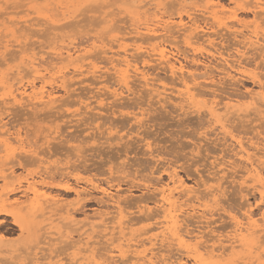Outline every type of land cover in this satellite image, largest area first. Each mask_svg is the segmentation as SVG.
<instances>
[{
    "label": "rangeland",
    "instance_id": "374dc122",
    "mask_svg": "<svg viewBox=\"0 0 264 264\" xmlns=\"http://www.w3.org/2000/svg\"><path fill=\"white\" fill-rule=\"evenodd\" d=\"M2 1L3 0H1V2ZM9 1L10 2L15 1V3L13 2V4L12 3L9 4L10 3ZM13 1L7 0V2H9V3H7L6 1H3L4 4H5V2H6V4H8V5H4L2 3L5 7L6 6L9 7V8L6 7V9H4L5 7L0 3V12L1 11L4 12V10L7 12L12 11L11 13H9V12L8 13L2 12V14L0 13L1 14L0 15V24H1L0 27H2L4 29L3 30L2 28H0L1 29L0 30V32H1L0 38L2 40H5V41L0 40V44L2 45V47L0 46L1 47L0 49H1V51L3 50V44H5L7 40H10L12 38L10 41L12 43H14V41H12L14 38H17L19 41H21L22 36H23V40H22V42H20V44L23 46H20V49H18V44H17V46L15 44L14 46H11L10 48H8V49H13V50H8V49L6 51L4 50L3 51L4 56L0 55V58L4 60V61L0 60V61L4 62L3 63L4 65L1 64V62H0V65H1L0 66V76H1L0 80H3V82L1 81V83H0V85H1L0 86V93H2L0 96L7 97L6 94H4V92H2V91L7 89L8 86H9L8 89H10V87L14 86L12 89L15 88L14 92H16V89L18 87L21 88L20 84H23L22 86L25 85L23 88L27 87V91H29V89H28L29 85L27 84L28 85L27 86L26 82L28 80L33 81V80H35L36 77L32 73L28 76V73H27L26 80L27 79L28 80L26 82L24 80H23V82L19 81L18 78L19 79H25L26 76H23L22 72H24V70H21L22 68L18 69V65H19V62L21 65V60L25 56H30L32 53L35 54V52H38L37 49H39V52L36 53L37 55L36 54L35 55L38 58H41L43 60V61L40 60L41 63L43 62L47 66L48 64H51L53 62L51 64V66L54 65L52 67L53 69H50L51 74H52V72H53V75L56 73L57 68H55V67L58 66V68L59 67L62 68L64 66L63 70L64 71L66 70L65 79L68 82V85H70V83H73V84L67 87V85H66L67 83L65 82L66 84L65 83L64 84L66 85V88L67 89L69 88L68 91H66L67 89L65 87H63V85L60 84V82H58L59 81L58 78H56L57 81H54L52 79L50 80L48 78H51L52 76L48 77V75H50V74H48V75L45 74V75H47L46 76L47 80H49L51 82L53 81L52 83L49 82L50 84L48 83L49 85H47L46 88H47V90L49 89L50 92H53L52 95L53 94L55 95V96H53V97H55V102L53 104H49V105L45 104L47 106H44V104H38V105L33 104V107H32V105L28 104L27 102H24V104H21L22 106L20 104L16 105L14 103H11V99L7 100V98L9 99V97H7V98L3 97L4 101L2 99L0 100V103L2 102L1 103L2 105H0L1 106L0 107V109H1L0 110V114H1L0 115V121L2 120L0 122V125H1V123H4V124H2L3 129H5L7 131L9 129V131H8L9 133L11 131H12V133H14V132L16 133V131H17V132L21 133L20 138L23 137L22 138L23 142H22V140H20L19 142H16V140H14L13 138H10V140L7 141V144H6L7 146L6 145L0 146V156L2 157V159L0 157V170L1 171L5 170V166H3L4 163L8 164L6 166V169L10 168V170L11 169L13 170V173H11V174L8 173L10 170L7 169V171H5V174H7V173L9 174V176L6 178V180H3L0 178V264H32V263H37L36 261L38 259H39L38 262L39 261L41 262V263L39 262L40 264H48L49 262H50L49 264H71V262L74 261L72 259L73 254L77 253L79 255V253H80V255H82V253L83 254L85 253L84 250L80 251L77 248L76 244L77 245H80L81 243L83 244V242L86 241L87 237H91L89 241L90 242L92 241L91 243L89 242V245H90V248L92 249V251L91 252L88 251V253H93L94 255L96 254L98 256V257L96 256L98 259H101L100 257L102 255H104V256H102V259L105 261L104 264H107L108 261L109 262L111 261L110 259H108L109 257L112 258L113 263L119 264L120 259H118V257H111V254L113 252H115V250L112 249V246H116L119 243H122V246H123V244L127 242L126 240H128V241L133 240L134 242H131V243H133L131 245H134V244H136V241L138 240L140 242L137 241L138 242L137 244H140L141 241H143L142 244L144 243L143 245H141L142 247L140 246L139 248H144V247L147 248L150 246V244H148L149 241H147V239L149 240L150 237H152V236L154 237V235L157 232H159L160 229H162V228H160V225L162 224L161 221H164L163 217L161 216L162 212L159 210H156L157 208H155V207L158 206V204L156 205V203L161 204V202H160L161 200L159 198L161 194H159V193H161L162 188H164L166 186L170 187L171 182L168 181L169 179H168V174H167L170 171H172V172L174 171L176 175L178 174L177 177H179V179H182V181H185L184 184L187 187H193V189H195V190H196L195 187H197V190L200 193L203 190L201 194L197 192L198 196L195 195L197 198H195V196H194V198L192 197L189 199L188 196L186 197V195H184V194H180V196H179L177 193H174V196L172 197V199L175 201L174 206H176V207H174L176 210H173V212H175V214L177 215L176 216L177 226H176V229L174 228V231L180 230L179 232L183 233L185 230H187L189 232L192 231V233H194L193 236L194 235H203L202 236L204 238L203 240L201 238H199V240H198V238H194V239L192 238L191 240H189L190 242L188 241L187 243L189 244L190 247H194V246H192L193 244L195 246H197L199 244L200 245H202V244L207 245L208 244L207 249L209 250L212 248V245L214 244L215 246L213 248H215V252H216L218 250V248L220 249V242L217 239L221 236L220 238L223 240V241L221 240L223 242L221 244L226 246L227 241L223 237H225L224 235L229 234V231H231L230 229H232V227L230 228V226H232V222L229 218V215H234L238 218L240 217L239 219H242L243 215L247 214V213L248 214L251 213V216L254 219H256V218L260 219L261 217L264 216V208L259 207L261 202L264 201V196H261V194H260L259 183L251 182L252 180H250V179H247L248 181L246 179H243V178H245V174H246L245 170L247 169L248 164L244 160L241 161V159L239 158V153H240L238 151L239 147L235 143V140H240L242 142L243 146H248V144H250L251 141L252 142L254 141L253 142L254 144L257 143L258 147H261L260 152H258V154H261V152L264 151L263 150L264 146L262 144V142L264 143V140H262V138L264 139V135H263V133H264V130H263L264 121L262 120V118L264 119V117L262 116L263 114H261V113L257 114V111H255L256 109L254 110V107L252 108L251 105H249V103H250L249 101H251V97L248 96L250 94L255 95L257 93L264 94V62H263L264 61V54H263L264 48L262 47V46H264V24H263L264 15H260L258 18V16L256 17L253 14L254 12L252 10L253 5H255L252 3L259 1L260 3L263 2L260 5H264L263 0L262 1L261 0H248V2L246 0H239V1L238 0L237 1L236 0H217L218 3H220L221 6H224V8L226 10L231 9V10H234L235 13H237L236 14L237 19L234 21L229 17L228 12L224 13L221 11H220L221 13L217 12L216 19L211 18L209 12H207V11L213 10L214 8H208L209 10L204 8L206 6L207 0H188V1L185 0L188 4L185 3V1L183 2L182 0H174V2L171 1L173 3H170L169 0L168 1L166 0V2H168L167 3L168 5L166 4V2L164 3L165 0H160L162 3H164L163 5H166L165 6L166 9H169V8L171 9V11L167 10L166 12H164L166 9L164 6H162V3L159 0H137V1L133 0L134 2L132 1V3L130 0V2H129V4H131L130 6L128 4H125L126 2L128 3V0H107V1L105 0L106 2H104V0H103L101 2L104 5L107 2L109 3V4L107 3V5L105 7L102 3L101 4L99 3L100 5L98 4V2H100V1H97V3L94 2V4L92 2V4L90 3L91 4L90 5L85 0V3L87 2L90 6L85 5V7H82V5L84 6V0L83 1L82 0H69V1L68 0H57V1H59L57 3H56V0H50L51 2H53V5L55 8L54 7L52 8L53 5H52V3H50L49 0H21V1L20 0H13ZM54 1H55V3H54ZM135 1L138 2V4L140 6H142V4H143V7H141V9L137 8L136 6H138V7H140V6ZM244 1H246L245 4H244ZM16 2H17V5H16ZM21 2H22V6H18V5H21ZM112 2H113V4H112ZM140 2L141 3L143 2V3L141 4ZM95 3L97 6L95 5ZM122 3H124V4H122ZM134 3H136V6H134L135 5ZM145 3H147L148 5ZM14 4L16 6H14ZM155 4H157V6H159L161 4L160 5L161 7L159 6V8H158L160 10L155 8V11L152 12L151 10H153V5H155ZM57 5H58V7H57ZM92 5L95 7L94 10L92 9L94 7H91ZM98 5H99V7H98ZM232 5L234 6V8ZM150 6L152 7V9ZM174 6H175V8L173 9ZM13 7H15V8H13ZM16 7H18V8H16ZM90 7H91V9H90ZM96 7L99 8V10H98L99 12H97ZM192 7L194 9H192ZM48 8H49V11L48 12L45 11V9L48 10ZM51 8L53 10H56V11H53ZM121 8L124 10H122ZM18 9L19 10L21 9V10H20V12L17 13L18 14V17H17V14L15 12L19 11ZM29 10L34 11V13L32 11H29ZM77 10H79V13H80L79 15H78V13H76L77 15L75 14V12H78ZM90 10H93V11H90ZM110 10H111V12H109V13L106 12V11H110ZM66 11H68L67 12L68 14L66 13ZM115 11H116V13H115ZM120 11H122V12H120ZM145 11H147L149 14ZM13 12L15 13V16H14ZM53 12L54 13L56 12V15ZM57 12L59 13V15H57L58 14ZM69 12H71V13H69ZM167 12L169 15H171L172 12H173V14L175 12V14L174 15L172 14V16H171V18L174 21H177V19L179 20V17H178L179 14L183 15L182 19L184 22H188V20H187L188 18L186 17V13L193 12V14L191 13V15L196 20V22L199 23V25H202L201 27L203 29H205V31H207V34L211 35L213 33L211 35V37H212L211 42L212 43L208 44V43H206L207 41H203L201 38L200 42L198 41L199 44L197 42H192L193 46L192 45H191V47L189 46L190 48H188L183 43L182 38L178 39V36H179L178 34L180 32H177L174 29H171V30L175 31V33L177 32L176 34L173 31H172L173 33L170 31L169 32L170 34H167L168 38L163 36L164 39L167 38L165 44L169 41L166 44V47L168 48L170 55L173 56L174 58L176 57L175 59H177L179 61L181 59L180 62L182 64L185 62L183 65L187 69L191 68L189 70H191L192 72L196 73V75L199 76L194 81V83L195 82L196 83L193 85L197 89L196 88L194 89V87H193L191 92L193 93V91L195 90L194 93L197 91L198 92L200 91V92H202V94L200 92L195 93L196 95L193 93L191 95V99L189 101L190 103L187 106L185 104V106H184L185 108L183 107V109H182V107H180V102H176V101H179L180 99L170 93L171 91L173 93H175L174 90L179 85L176 82L177 79L170 74V72L168 71V69H166V67L164 68V66H162L158 63L154 64L155 61H153V63L148 65V67L146 68V66L142 65L143 60H141V58H143L144 55L140 54L139 59H137L139 57L137 52H135L136 54L134 57L129 56L130 58L133 57L132 60L135 59L134 62L138 61L135 63L138 65L139 68L143 67L144 72H145L146 76H148L149 80L154 79V81L156 83H158L157 86H160V87H158L159 89L162 88L160 84H163L166 87V88H164L166 91H165V95L163 94V96H166L167 98L166 97H158V96L154 97L153 93H149V91H147L148 89L145 88L146 89L145 90L143 88V86H144V83H142L143 81H140V79H138L135 76H133V77L131 76V78L129 77L127 80L128 84L129 85L131 84L132 86L128 85V88L121 87L122 85L118 84L116 78L114 77V75H112L113 69H112V66L110 67V65H111L110 61H108L109 60L108 57H110L111 54L115 53L113 51L119 50L118 45L126 46L130 49L131 45L134 44V41H131V40H134V38L131 37L132 34L130 33L132 31V30L130 31V29H132L133 25L129 26L128 25L129 23H131V24H139L138 22L142 23V22L146 21V19L149 20L150 16H153L155 13L157 14V16L159 18H165L166 16H169L167 14ZM5 13H7V14H5ZM46 13L47 14L49 13L48 15H50V17L52 19H54L57 24L54 23L55 24L54 25L53 23H50V21L48 22V20L43 21L42 19H44V18L42 17V15L46 14ZM106 13H108V14H107V16L105 15V17H104L103 15ZM152 13H154V14H152ZM194 13H196L197 15ZM71 14L74 15L73 19H75V20L72 19L73 21L71 20V18L73 17V15L71 17ZM125 14H127V15H125ZM198 14L203 15V17L199 16ZM3 15H5V16H3ZM34 15L38 17V20L42 18L41 22H39L40 20L38 21L36 17L32 19V17H34ZM69 15H70V18H68V20L70 19L71 22H68L67 25H70V26L73 25L71 27L66 25L67 22H64V25H63V21L67 20V19H64V17H68ZM111 15L112 16L114 15V17H112ZM139 15L140 16L142 15L143 18L140 17ZM13 16L16 18V20H12V22H10L12 25L9 22H5V20L11 21ZM29 16H30V18H29ZM124 16H126V17L129 16L127 18L128 20ZM148 16H149V18H148ZM154 16L155 17H151L152 20H155L158 18L156 15H154ZM4 17L6 19H4ZM102 17H104L106 21H102V20H104ZM198 17H201V18H198ZM218 17H219V20H218ZM26 18H28V19L26 20ZM113 18L114 19L120 18L121 20L118 22L119 19H117L116 24H112V21H114ZM197 18H198V20H197ZM203 18H204V20H203ZM260 18L263 20H261ZM19 20L20 21L23 20V21L19 22V24H18L17 21H19ZM24 20H26L28 23L24 22ZM125 20H127V22H129V23L126 24L127 22ZM98 21L101 23H99ZM133 21H135V22L133 23ZM231 21H233V23ZM32 22L36 23V25H34ZM43 22H45V23L42 24ZM46 22L50 23L51 26L53 24L55 26V27L53 26L54 29H52L49 24L47 25ZM60 22H62L63 27L65 26L66 28L60 29L59 27L60 26L62 27V25L59 24ZM75 22H76V24H75ZM96 22L99 23V26H97ZM71 23H73V24H71ZM113 23H115V21ZM231 23L233 24V27H232ZM25 24H27V26ZM37 24H40V25H37ZM119 24H120V26H119ZM213 24H215V25H213ZM227 24L230 25V26H228V28L231 31L226 29ZM19 25H20L21 29L19 28L20 30L18 31L17 27ZM22 26H25V27H22ZM47 26L48 27L50 26L49 29ZM56 26L58 27V29L56 28ZM115 26L116 27L119 26V27L114 28ZM121 26L123 29L120 28ZM30 27L33 30H35L34 33H31V31L29 30ZM105 27L106 28L109 27V28L107 30H105L106 29ZM14 28H16V29H14ZM24 28H25V31H24ZM112 28H114V29H112ZM127 29H128V31H127ZM11 30H14L13 36L10 33ZM99 30H100V32H99ZM101 30L103 32H101ZM117 30H119L120 32ZM123 30H124V32L121 33V31H123ZM210 30H212V31H210ZM213 30H215V31L213 32ZM235 30L236 31L241 30L243 33H252V34L255 33V36L258 34L257 36L258 37L260 36V37L259 38L257 36L256 37H257V39H259L260 46L262 49L260 48V46L259 47L257 46L256 48L253 47V49L252 48L250 49V47L244 48L240 44L237 45L238 41H236L237 40L236 38H235L236 40L234 39V35L236 32ZM226 31H227V33H224ZM232 31H234V35H233ZM7 32L9 33V35ZM36 33H37V35L39 34L41 37L36 36L35 35ZM222 33H223V35H222ZM216 34H217V36H215ZM200 35H202V34H200ZM218 35H220V36H218ZM103 36H105L106 38L104 39ZM116 36H121L123 39L121 37H119L120 39H119V41H117L115 39ZM98 37H99V39H98ZM100 37H102L103 39ZM126 37H127V39H125ZM179 37H181V36H179ZM202 37L205 39V36H202ZM238 37L240 38V36H237V38ZM93 38H94V40H93ZM112 38H114V39H112ZM172 38H173V40H172ZM32 39L34 42L32 41ZM67 39H68V41H67ZM70 39H73L72 43H70L71 42V41H69ZM97 39L102 40V43H105V45L103 44V47H101L102 44H100L101 42L97 41ZM175 39H178L179 41L176 42ZM105 40H108L110 43L108 41H105ZM28 41L30 42V44ZM93 41L94 42L96 41L97 44H98V42H100L99 43L100 47L98 49H95V53H94V49H92V50L89 49V47L91 46L90 44H92ZM170 41H172L174 44H172V42H170ZM27 42H28V44H27ZM106 42L109 44H107ZM152 42L153 41H151L150 43H152ZM56 43L62 44L61 47L62 46L63 47L72 46L74 48L76 46V49L77 48L80 50L82 48H83L82 50L85 49L86 54H84V56L82 57V61H78L76 64L81 63L84 66L89 67V65H91V64H89V62L93 63V61H94L93 64H95L97 66L98 70H100V73H99V71L96 72L95 77L92 76L90 73H86L85 70L83 71V74H79L76 71L73 72L72 67H73V65H75V63L70 64V62L67 60H64L63 62H59L60 61L59 60L57 62V60H56L57 58L52 53L54 50V47H56V49H57L58 44L56 46ZM111 43H112V45H110ZM261 43H262V45H261ZM67 44H69V45H67ZM24 45H26V46H24ZM64 45H66V46H64ZM144 45H149V43L148 44L145 43ZM48 46H49V48H48ZM80 46L82 48H80ZM72 47H70V49ZM109 47H111V51L107 50L108 52L106 54L101 52L103 49L106 50ZM221 47H222V50H221ZM238 48H240L242 50H239ZM15 49H16V52H15ZM99 49H101V51ZM170 49H171V51H170ZM209 49H210V51H209ZM214 49H217V50L215 51ZM73 50L74 49H72V51ZM97 50H99V51H97ZM218 50H219V52H218ZM238 50L240 53L239 55L242 54L241 57L239 55H237L238 52H235ZM9 51H10V53H9ZM11 51L12 52L14 51L13 53H15V54L11 53ZM43 51H47V52H43ZM232 51H234V52H232ZM5 52H8L10 55L11 54L15 55V57H14L15 60L13 59V57H11L12 60L9 59V61H8L7 58L10 56L8 53L5 54ZM242 52H244V54ZM41 53H43L45 55H43V54L41 55ZM133 53L134 52H132V55H134ZM193 53H195V54H193ZM215 53H216V55H215ZM219 53L223 54L222 56H224V54H226L225 58H227V60L230 62L231 66L234 68V70H232V69L229 70V68L223 64V62L220 60L221 58L219 56ZM231 53L233 56L231 55ZM17 54H18V56L16 57ZM25 54H27V55H25ZM120 54H122V52H120ZM85 55L87 56V58L91 59L92 62H91V60L89 61ZM228 55H230V56H228ZM236 55L239 58H237ZM92 56H94V58ZM53 57L56 59L54 60ZM232 57H234V58H232ZM261 57H263V60L261 59ZM85 58L87 60H85ZM106 58L108 60H106ZM51 59H53V60H51ZM99 59H102L99 61V62H102V64L98 62ZM188 59H189V61H188ZM217 59H218L219 63H217L218 62ZM231 59L233 61H231ZM239 59L241 61V65H240V62H238ZM83 60L86 62V64H89V65H85L83 63L84 62ZM47 61H49V63H47ZM55 61H56V63H55ZM106 61H108V62H106ZM194 61H195V63H194ZM139 62H140V64H139ZM107 63H109V64L107 65ZM215 63H217L219 65H217ZM221 63H222V66L224 65L223 67L221 66ZM204 64H206L207 66H205ZM66 65L68 66V68ZM203 65H204V67H203ZM84 66L82 67L83 69L86 68ZM187 66L188 67L191 66V67L188 68ZM213 66H216V67H213ZM102 67H104V68H102ZM237 67H239V68H237ZM61 68H59L58 70H62ZM109 68H111V69H109ZM154 68L155 69L157 68V70H155ZM159 68H160V70H159ZM209 68H210V70H209ZM14 69L20 70L21 71L20 74H17V70L15 73ZM211 69H213V72ZM238 69H240V71ZM54 70H56V71H54ZM225 70L228 71L230 73V75L232 76L231 78L229 77V79H228L229 82L226 80L228 78V76H225L224 73L223 74L221 73V75L220 74L217 75V73H220L222 71L224 72ZM209 71H211L212 74ZM8 72L11 73L10 76H8L9 75ZM69 72H70V74H69ZM105 72H106V74H105ZM109 72H111V73H109ZM200 72H201L202 76L204 75V73L206 75L202 77L200 75ZM239 72H240V74H239ZM12 73H13V75H12ZM66 73H68V74H66ZM14 74H16V75H14ZM56 74L54 76H56ZM73 74H75L76 76ZM232 74H234L235 76ZM257 74H258V76H257ZM20 75H22V76H20ZM24 75H25V73H24ZM31 75H33V77ZM66 75H68V77ZM106 75L108 76L110 81L108 80ZM14 76H19V77L16 78L17 80H15ZM54 76L52 77L53 79L55 78ZM98 76L99 77L101 76V78L98 79ZM20 77H22V78H20ZM79 77H81V78H79ZM88 77H92V78H90V80H89ZM112 77H113V79H112ZM159 77H161V79H159ZM170 77H172V79ZM205 77H206V79H205ZM207 77H209V78H207ZM82 78H85L88 80L85 81V79L82 80ZM162 78H164V81ZM202 78H204L203 79L204 81H202ZM256 78H257V81H256ZM4 79H6L9 84H11V83L13 84L16 82H18V83H16V85H13V86L7 85V82L5 81L6 82L5 83ZM155 79H157V80H155ZM218 79L220 80V82ZM38 80L39 79L36 78V81L33 82L37 86L40 85L39 84L40 81H38ZM75 80L76 81L78 80V82H76ZM93 80L95 83L92 82ZM104 80H106V81H104ZM170 80L171 81L173 80L174 82L172 81V83H171ZM198 80L200 83L198 82ZM235 80H236V82H235ZM209 81H210V83H209ZM212 81H213V83L215 82L216 86L213 85ZM222 81H224V82H222ZM90 82H92V84ZM261 82H262V84L260 85ZM197 84H200V85H197ZM137 85H138V87L136 89ZM216 87H217V89H215ZM140 88H142V89L140 90ZM198 88L200 90H198ZM221 88H222V90L220 91L219 89H221ZM89 89H91V91ZM96 90H98V93L100 91V93L98 94ZM101 90H104V91L102 92ZM113 90H116L119 94L113 95L111 93V91H113ZM120 90H121V92H120ZM125 90L127 91V93ZM144 90H145V92H144ZM92 91L93 92L95 91L94 93L97 96H95ZM175 91L177 92V90H175ZM209 91H212V93L211 92H210L211 94L207 93ZM70 92H72V93H70ZM128 92H130V93H128ZM204 92H206L207 95ZM6 93H8V92L6 91ZM75 93H77V94L75 95ZM105 93H108L107 94L108 97L106 96ZM168 93L172 96L170 97V95ZM125 94H127V96H125ZM128 94L131 95V96H129V98H128ZM150 95H151V97H149ZM85 96H87V97H85ZM124 96H125V98H124ZM223 96H226V97H223ZM117 97H118V99H116ZM130 97H134V98H130ZM218 97H220V99H218ZM227 97L230 100L233 97L232 100L234 102L237 100L236 101L237 103L236 102L234 103V104H236L235 106L240 108V109L244 108V110H246V111H243V109H242V111L239 112L240 115L237 113V114H234V116H233V114H232V116H233L232 117L231 114L226 116V115H224V112L217 109L213 112V114L210 115L209 111H210V108H212L211 106L213 104H215L216 102H218V103L220 102V104L222 105L224 100H228ZM123 98H124V100H123ZM5 99L7 102H5ZM234 99H236V100H234ZM91 100L93 102H91ZM112 100L115 103L112 102ZM117 100H118V102H117ZM152 100H153V102H152ZM157 100H158V102H157ZM141 101H143V102H141ZM149 101L152 103H149ZM154 101H156V102H154ZM144 102H145V104H144ZM256 102L258 104V101H256ZM10 103H11V106L9 105ZM169 103H170V105H169ZM110 104H111V106H110ZM113 104H115L117 107ZM118 104H119V106H118ZM257 104L254 105V106H256L255 108L258 107L259 104L258 105ZM3 105L6 107H4ZM91 105H92V107H91ZM93 105H94V107H96V105H97V107L93 108ZM100 106H102L103 109ZM104 106L108 109H106ZM3 107H4V109H3ZM38 107H39V110H38ZM82 107H84V108H82ZM24 108H27V109H24ZM185 109H186V112H184ZM260 109H261V107H260ZM29 110H31V111H29ZM180 110H182V111H180ZM137 111H138V113H137ZM243 112H245V114H247V116H245L243 114ZM220 114L222 117H220ZM253 114H254V116H253ZM255 114L260 115L259 117H257V119L259 118V120L256 119ZM241 115H242V117H241ZM130 116H131V118H130ZM261 116H262V118L260 119ZM224 117H226V118L228 117V118L224 119ZM236 117H238V118H236ZM221 118L224 120H222ZM260 122H262L263 124ZM231 123H232V125H231ZM220 128L222 130H220ZM260 130H261V132H260ZM220 131H222L223 134ZM258 131L260 134L258 133ZM257 133L259 134V136L257 135ZM49 135H50V138H49ZM53 136H55L56 138ZM226 137H227V139H226ZM251 138H252V140H251ZM11 139H13V140H11ZM119 139H120V141H119ZM259 139H261V140H259ZM256 140L259 142H257ZM20 142H22L24 144H21ZM247 142H248V144H247ZM21 145L22 146L25 145L24 147H25L26 151L29 150L28 154L24 153V152L22 154ZM198 147H199V149H198ZM236 153L238 155V158H237ZM22 155H24V156H22ZM219 155L222 156L223 159H222V157H219ZM219 158H221V159H219ZM212 159H213V161H212ZM238 160L241 162L239 163ZM1 166H3L4 170H3V168H1ZM8 166H10V167H8ZM228 166H230V167H228ZM238 168H240V169L242 168V169L240 170ZM212 170H213V172H212ZM239 171H240V173H238ZM232 174H234L235 176ZM199 175H200L201 179H200ZM203 175L207 179L208 178L209 179L208 180L205 179V177ZM206 175L210 176L211 178L206 176ZM212 176H214V177H212ZM32 177H33L32 181H35L36 185L38 187L37 191L40 192V193L37 192L38 196L34 195L33 193H30V192H27L28 195H26L27 193L22 194L24 191L23 189L24 188L26 189V185H27L26 181L27 180L31 181ZM26 178H28V179H26ZM198 179H199V181H198ZM224 179L229 181V183L228 182L224 183L225 182ZM203 180L205 183L203 182ZM235 182H237V184ZM243 182H244V184H243ZM243 185H245V186H243ZM66 186H68L70 188L67 190L65 188ZM213 187H215V189ZM12 188H14V189H12ZM211 188H213V190ZM224 188H226V189H224ZM75 189L77 191H80L79 194H78V192L76 193ZM102 189H106L108 191V193L110 192L108 194V196L103 194V192H101ZM217 189H218V191L221 192V194H220V192L217 191ZM245 189H247V191ZM209 190L211 192H209ZM239 190H240V192H238ZM205 191H206V193H205ZM4 193H6V194H4ZM207 193L209 195H207ZM112 194H115V195H112ZM214 194L216 195V197ZM181 195H183V196H181ZM111 197H113V199H115V200H119L118 203H119L120 210L122 212L121 215H122V218L124 219L125 223H123V221H122V223L124 224V226H123L124 228L121 225V232L118 231L119 229H118L117 223H116V227L114 229V234L112 235L113 238L116 237L115 241L113 240L111 244L110 243L107 244V242L106 243L104 242L105 239L101 238L100 233H97V232L101 231L102 226H99V228H98V226L96 224L98 222H100V220H101V218L99 217L100 216L99 213L103 214V213H106L107 211H109L110 214L112 213L113 216L115 215V212H114L115 207L112 204L113 201H112ZM118 197H119V199H118ZM126 198H127V200H126ZM145 198L147 201L145 200ZM128 199L130 201H128ZM142 199H144V200H142ZM192 199H194L195 201ZM207 199L209 200V202L211 200L210 204L207 202L208 201ZM14 200H17L20 203L16 205V203H14ZM48 200H49V202H48ZM190 200H191V202H190ZM35 201L38 202L39 204L36 203ZM34 202H35V205H34ZM50 202H52V203H50ZM53 202L57 203V204H54ZM216 202H218V204ZM144 203H146V204H144ZM182 203H184V204H182ZM246 203H247V205H246ZM36 204H38L40 207L37 205V208L35 210L33 207L36 206ZM214 204H216V207ZM20 205H22L23 209L20 207ZM24 205H25V208H24ZM52 205H53V207H52ZM210 205H212V206H210ZM18 206H19V208H18ZM213 206L216 208L215 211L213 210L214 209ZM50 207H52V208H50ZM219 207H221V208L219 209ZM205 208H207V212H206ZM100 210L102 212L103 211L104 212L102 213ZM180 210H182V211H180ZM226 210H228V211H226ZM17 211L22 215V218H19V219H21V222L25 224L24 231H20L19 223L16 220V218L18 219V216L13 214V213H16ZM183 211L185 213H183ZM194 211H196V212H194ZM209 211H210V213H209ZM147 212L150 213V215L152 216V217L150 216L151 218H149V219H148L149 214H147ZM202 212H204V213H202ZM141 213H144V214H141ZM194 213H197L198 217L196 214L194 215ZM208 213H209V215H207ZM96 214H97L98 218H97ZM145 214H147V216ZM144 216H145V218H144ZM156 216H158V217H156ZM187 216H188V218H187ZM110 217H111L110 215L108 216V218L106 217L107 218L106 221L108 219H111ZM183 217H186L187 220H185V218H183ZM206 217H208V218H206ZM99 218H100V220H99ZM135 218H136V220H134ZM146 218L148 220H146ZM181 218H182V220H180ZM123 219H121V220H123ZM116 220L117 219H115V221ZM201 220L203 221V223L201 222ZM100 223H98V224H100ZM93 224L96 226H94ZM157 224L159 225V227ZM125 225H127V226L125 227ZM201 225H203V227L204 226L205 227L202 228ZM209 225H210V227H208ZM114 226H115V224H114ZM155 226H157V227L155 228ZM182 227H184V228L182 229ZM150 228H154V229L151 230ZM222 228L223 229L226 228V230H222ZM115 231H116V233H115ZM208 231H209V234H207ZM120 233H122L123 237ZM209 235H211V236L213 235V236L211 237ZM217 235H219V236H217ZM208 236L210 237V239H208L209 238ZM117 238H119V239H117ZM121 239L122 240L125 239L126 242L122 241ZM200 239H201V241H200ZM259 239L261 241L262 237ZM202 241H203V243H202ZM108 242H110V241H108ZM198 242H199V244H198ZM261 243H263V244H261ZM261 243L259 242V245L261 244L260 245L261 249H264V248H262V247H264V238L261 241ZM105 244L107 245V247ZM209 244H210V246H209ZM218 244H219V246H218ZM257 245H258V243L255 246L257 247ZM199 246H198V248L200 249L201 247H199ZM216 246L218 247L217 249H216ZM125 247H126V244L123 246V248H125ZM160 247H162L163 249H161ZM176 247H177L176 245L170 246L171 249L169 247H167L168 249H170L168 251V249L166 247L164 249V246L156 245V248H155L156 250H154V251L156 252V254L158 256V259H160V257L167 258V256L169 255V253L171 251L170 255H171V257L172 256L173 257L171 258L168 256L169 260L173 261L174 263L177 262V263H181V264H191L193 262V259H192L191 255L188 254L187 251H184L185 250V249H183L184 247L182 248V251L179 247H177V248ZM261 249L259 248L258 251H261ZM200 250L202 252L204 251L202 248ZM110 251L111 252L113 251V252L111 253ZM160 251H161V253H160ZM219 251H217V252H219ZM34 252L37 253V256L38 255L39 256L37 257ZM88 253L86 252L85 254H88ZM99 253L101 254L100 257H99V255H100ZM167 253H168V255H167ZM54 254H56V255L53 256ZM107 255H109V257ZM36 257H37V260L34 262ZM203 258H204L203 259L204 262L207 261V264H212L211 263L212 259L209 258L207 254H204ZM105 259H108V260L106 261ZM219 260H221L222 263L227 264L226 263L227 262L226 256L222 257V259L219 258ZM224 260H225V262H224ZM239 260H240L241 264H242V262H245L241 259H239ZM239 260H237L238 264H239V262H238ZM208 261H209V263H208ZM109 262H108V264L111 263V262L110 263ZM122 262H121L122 264H130L128 262L126 263V260L122 261ZM73 263H75V262H73ZM160 263H161V261H160ZM77 264H78V262H77Z\"/></svg>",
    "mask_w": 264,
    "mask_h": 264
},
{
    "label": "bare ground",
    "instance_id": "6f19581e",
    "mask_svg": "<svg viewBox=\"0 0 264 264\" xmlns=\"http://www.w3.org/2000/svg\"><path fill=\"white\" fill-rule=\"evenodd\" d=\"M3 1H6L7 2V0H3ZM1 2V0H0V3L2 4H4V2ZM13 1V0H12ZM21 1V0H20ZM50 1V0H49ZM69 1V0H68ZM83 1V0H82ZM89 4L91 3L92 4V2H93V4H94V2H96L97 3V1H100V2H98V4L100 3H102L101 1H103V0H86ZM107 1V0H106ZM105 0H104V2H106ZM132 1L133 0H131V3H132ZM137 1V0H136ZM135 1V2H136ZM160 1V0H159ZM168 1V0H167ZM171 1H173L174 2V0H169V2L170 3H173V2H171ZM183 2L185 1V0H182ZM188 1V0H187ZM237 1V0H236ZM239 1V0H238ZM247 2H248V0H246ZM246 1H244V4H245V2ZM262 1V0H261ZM264 1V0H263ZM6 2H5V4L4 5H8V4H6ZM10 2V1H9ZM9 2H7V3H9ZM14 3H15V1H13ZM13 2H10L9 4H13ZM57 2H59V1H57L56 0V3ZM85 3V0H84V6L82 5V7H85V5L86 6H90L88 3ZM110 2V1H109ZM126 2V1H125ZM129 2H130V0H128V3L126 2L125 4H128L129 6L131 5V4H129ZM134 2V1H133ZM151 2V1H150ZM161 2V1H160ZM166 2V0L164 1V3ZM176 2V1H175ZM253 2V1H252ZM255 2V1H254ZM50 3H52V5H53V2H51L50 1ZM54 3H55V1H54ZM81 3V2H80ZM96 3H95V5H96ZM108 3V2H107ZM107 3L104 5L103 3V5H104V7L107 5ZM111 3V2H110ZM137 4H138V2H136ZM136 3H134L133 5L134 6H136ZM141 3V2H140ZM143 3V2H142ZM141 3V4H142ZM149 3V2H148ZM154 3V2H153ZM162 3V2H161ZM164 3H162V6H166V5H163ZM168 2H166V4H167ZM169 3V4H170ZM185 3H187L186 1H185ZM222 3V2H221ZM236 3V2H235ZM263 3V2H262ZM262 3H260L259 1H257V2H255V3H252V4H255V5H253V8H252V10H253V14L257 17L258 16V18H259V16L260 15H264V5H260V4H262ZM2 4V5H3ZM70 4V3H69ZM68 4V5H69ZM88 4V5H87ZM99 4V5H100ZM109 4V3H108ZM112 4H113V2H112ZM115 4V3H114ZM122 4H124V3H122ZM145 4H147V3H145ZM152 4V3H151ZM188 4V3H187ZM203 4V3H202ZM230 4V3H229ZM251 4V5H252ZM3 5V6H4ZM16 5H17V2H16ZM15 4H14V6H16ZM99 5H98V7H99ZM102 5V6H103ZM132 5V6H133ZM139 5V4H138ZM148 5V4H147ZM150 5V4H149ZM161 5V4H160ZM159 5V6H160ZM168 5V4H167ZM231 5V4H230ZM10 6V5H9ZM18 6H22V2H21V5H18ZM97 6V5H96ZM113 6V5H112ZM111 6V7H112ZM140 6V5H139ZM159 6H157V4H155V5H153V10H151L152 9V7H151V11L152 12H154L155 11V8L156 9H158L159 8ZM233 6V5H232ZM5 7V6H4ZM3 7V8H4ZM6 7H8V6H6ZM6 7L4 8V9H6ZM54 7V5L52 6V8ZM57 7H58V5H57ZM81 7V6H80ZM91 7H94L93 5L91 6ZM91 7H90V9H91ZM98 7H96L97 8V12H99L98 10H99V8ZM137 8H140L141 9V7H143V4H142V6H140V7H138V6H136ZM161 7V6H160ZM184 7V6H183ZM204 7V6H203ZM229 7V6H228ZM252 7V6H251ZM9 8V7H8ZM13 8H15V7H13ZM16 8H18V7H16ZM22 8V7H21ZM51 8V9H52ZM55 8V7H54ZM103 8V7H102ZM148 8V7H147ZM175 8V6L173 7V9ZM191 8V7H190ZM204 8H206V9H208V8H214L213 10H210V11H207V12H209V14H210V16H211V18H213V19H216V14H217V12H224V13H226V12H228V14H229V17L234 21V20H236L237 19V17H236V14L237 13H235V11L234 10H226L225 8H224V6H221L220 5V3H218V1L217 0H207L206 1V6L204 7ZM233 8H234V6H233ZM3 9V10H4ZM80 9V8H79ZM83 9V8H82ZM81 9V10H82ZM89 9V8H88ZM93 10L95 9V7L94 8H92ZM122 9V8H121ZM131 9V8H130ZM145 9V8H144ZM165 9H166V7H165ZM186 9V8H185ZM192 9H194L193 7H192ZM248 9V8H247ZM19 10V9H18ZM21 10V9H20ZM20 10L19 11H16L15 13L17 14L18 12H20ZM53 10V9H52ZM70 10V9H69ZM73 10V9H72ZM80 10V11H81ZM93 10H90V11H93ZM122 10H124V9H122ZM139 10V9H138ZM147 10V9H146ZM158 10H160V9H158ZM157 10V11H158ZM162 10V9H161ZM167 10H169V11H171V9L169 8V9H166L164 12H166ZM187 10V9H186ZM209 10V9H208ZM250 10V9H249ZM23 11V10H22ZM21 11V12H22ZM29 11H32V10H29ZM44 11V10H43ZM45 11H49V8H48V10H46L45 9ZM53 11H56V10H53ZM64 11V10H63ZM75 11V10H74ZM73 11V12H74ZM78 12H75V14L76 13H78V15L80 14L79 13V10H77ZM83 11V10H82ZM101 11V10H100ZM131 11V10H130ZM2 12L3 11H1L0 13L2 14ZM4 12H7V11H5L4 10ZM3 12V13H4ZM9 13H11L12 11H8ZM7 12V13H8ZM24 12V11H23ZM33 13H34V11H32ZM42 12V11H41ZM68 11H66V13H67ZM86 12V11H85ZM102 12V11H101ZM106 12H111V10L110 11H106ZM120 12H122V11H120ZM140 12V11H139ZM145 12H147V11H145ZM194 12V11H193ZM193 12H191L192 14H193ZM206 12V11H205ZM220 12V13H221ZM7 13H5V14H7ZM14 13V12H13ZM15 13H14V16H15ZM36 13V12H35ZM39 13V12H38ZM37 13V14H38ZM54 13V12H53ZM58 13V12H57ZM69 13H71V12H69ZM84 13V12H83ZM108 13H106V14H104L103 16L105 17V15L107 16V14ZM115 13H116V11H115ZM141 13V12H140ZM139 13V14H140ZM148 13V12H147ZM182 13V12H181ZM191 13L190 12H188V13H186V17L188 18L187 20H188V22H184L183 21V19H182V16L183 15H181V14H179L178 15V17H179V20L177 19V21H174L172 18H171V16H172V14H173V12H172V14L171 15H169L168 14V12H167V14L169 15V16H166L165 18H159L158 16H157V14L155 13H152V14H154V15H156L158 18L157 19H155V20H152V18L151 17H155L154 15L153 16H150V18H149V16H148V18H149V20H147L146 19V21H144V22H138L139 24H131V23H129V22H127V18L129 17H126V16H124L127 20H125L127 23L126 24H128L129 26H132L133 25V27H132V29H130V33L132 34V36L131 37H133L134 38V40H131V41H134V44H132L131 45V48L129 49L128 47H126V46H121V45H118L119 46V50L118 51H113V52H115V53H113V54H111L110 55V57H108L109 58V60L106 58V60H108V61H110V67L112 66V69H113V74L112 75H114V77L116 78V80H117V82H118V84H120V85H122L121 87H126V88H128V78L130 77L131 78V76L133 77V76H135V77H137L138 79H140V81H143L142 83H144V86H143V88L145 89H148L147 91H149V93H153L154 94V97H156V96H158V97H166V96H163V94L165 95V89L164 88H166L163 84H160L161 85V89H159L158 87H160V86H157L158 85V83H156L155 81H154V79L152 80H149V78H148V76H146V74H145V72H144V69H143V67L141 68H139L138 67V65L135 63V62H138V61H135L134 62V60H132V58L135 56V52H137L138 53V55H139V57L137 58V59H139L140 58V54L141 55H144L143 56V58H141V60H143L142 62H143V66H146V68L148 67V65H150V64H152L153 63V61H155L154 62V64L155 63H158V64H160V65H162V66H164V68L166 67V69H168V71L170 72V74L173 76V77H175L176 79H177V84L179 85L175 90H177V92L174 90V92L175 93H173L172 91L170 92L172 95H174V96H176V97H178L180 100L179 101H176V102H180V107H182V109H183V107L185 106V104H186V106L190 103L189 101H190V99H191V95L194 93V91H193V93L191 92L192 91V88L194 87L193 85L196 83H194V81L199 77L198 75H196V73H194V72H192L191 70H189V69H191V68H189V67H191V66H187L189 69H187L183 64L185 63H181L180 61H181V59H180V61L179 60H177V59H175L173 56H171L170 55V52H169V50H168V48L166 47V44L169 42L168 40V42L165 44V42H166V39L168 38L167 37V34H170L169 32L171 31H173V30H171V29H174V30H176L177 32H180L178 35L179 36H181V37H179L178 36V39L179 38H182V41H183V43L188 47V48H190L191 47V45L193 44L192 42H197L198 43V41L200 42V39L202 38V40L203 41H207L206 43H212L211 41V35L213 34L212 32V34L210 35H208L207 34V31H205V29H203L201 26L202 25H199V23H197L196 22V20L193 18V16L191 15ZM0 14V15H1ZM40 14V13H39ZM47 14V13H46ZM46 14H43L42 15V17L44 18V19H42L43 21L45 20V21H47L48 20V22L50 21V23H55V24H57L56 23V21L54 20V19H52L51 17H50V15H46ZM55 15H56V12L54 13ZM68 14V13H67ZM82 14V13H81ZM100 14V13H99ZM98 14V15H99ZM149 14V13H148ZM174 14H175V12H174ZM173 14V15H174ZM194 14H196V13H194ZM203 14V13H202ZM207 14V13H206ZM13 15V14H12ZM57 15H59V13L57 14ZM72 15L73 14H71V17H72ZM77 15V14H76ZM115 15V14H114ZM114 15L112 16V17H114ZM125 15H127V14H125ZM197 15V14H196ZM199 15V14H198ZM3 16H5V15H3ZM13 16V18L11 19V21L9 20V21H6L5 20V22H12V20H16V18ZM90 16V15H89ZM102 16V15H101ZM140 16V15H139ZM199 16H202L203 17V15H199ZM17 17H18V14H17ZM37 18V20H38V17L37 16H35L34 15V17H32V19L33 18ZM104 17H102L104 20H102V21H106L105 20V18ZM133 17V16H132ZM140 17H142V15L140 16ZM161 17V16H160ZM164 17V16H163ZM205 17V16H204ZM29 18H30V16H29ZM40 18V17H39ZM54 18V17H53ZM68 18H70V15L68 16V17H64V19H67V20H65V21H63V25H64V22H67L66 23V25L68 24V22H71L70 21V19L68 20ZM74 18V15H73V17L71 18V20ZM94 18V17H93ZM116 18V17H115ZM143 18V17H142ZM198 18H201V17H198ZM198 18H197V20H198ZM262 18V17H261ZM260 18V19H261ZM4 19H6L5 17H4ZM28 18H26V20H27ZM41 19H39L38 21L39 22H41ZM62 19V18H61ZM117 19H119L118 20V22L121 20L120 18H117ZM117 19H114L113 18V20L115 21V23H113L114 21H112V24H116V20ZM123 19V18H122ZM151 19V20H150ZM207 19V18H206ZM224 19V18H223ZM230 19V20H231ZM257 19V18H256ZM26 20H24V22H27ZM36 20V21H37ZM73 20H75V19H73ZM72 20V21H73ZM99 20V19H98ZM100 20V21H101ZM110 20V19H109ZM108 20V21H109ZM141 20V19H140ZM203 20H204V18H203ZM218 20H219V17H218ZM225 20V19H224ZM261 20H263V19H261ZM21 21H23V20H21ZM20 20L19 21H17L18 22V24H19V22H21ZM31 21V20H30ZM37 21V22H38ZM77 21V20H76ZM97 21V20H96ZM101 21V22H102ZM124 21V22H125ZM206 21V20H205ZM208 21V20H207ZM222 21V20H221ZM233 21H231L232 23H233ZM238 21V20H237ZM16 22V23H17ZM78 22V21H77ZM99 22V21H98ZM101 22H99V23H101ZM132 22V21H131ZM135 21H133V23H134ZM204 22V21H203ZM216 22V21H215ZM225 22V21H224ZM28 23V22H27ZM34 25H36V23H34V22H32ZM31 23V24H32ZM45 22H43L42 24H44ZM47 23V22H46ZM50 23H47V25L49 24L50 25ZM97 23V22H96ZM99 23H97V26H99ZM141 23V24H140ZM213 23V22H212ZM226 23V22H225ZM231 23V24H232ZM11 24V23H10ZM32 24V25H33ZM41 24V23H40ZM40 24H37V25H40ZM41 24V25H42ZM52 24V26H51V28L52 29H54V25ZM60 25H62V22H60L59 23ZM71 24H73V23H71ZM75 24H76V22H75ZM111 24V25H112ZM118 24V23H117ZM131 24V25H130ZM202 24V23H201ZM204 24V23H203ZM224 24V23H223ZM263 24H264V22H263ZM1 25V24H0ZM12 25V24H11ZM21 25V24H20ZM20 25L17 27L18 29V31L21 29V27H20ZM23 25V24H22ZM26 26H27V24H25ZM46 25V24H45ZM63 25H62V27L60 26L59 28L61 29V28H66L65 26L63 27ZM127 25V26H128ZM213 25H215V24H213ZM225 25V24H224ZM236 25V24H235ZM241 25V24H240ZM248 25V24H247ZM262 25V24H261ZM44 26V25H43ZM49 26V27H50ZM54 26V27H53ZM67 26H70V25H67ZM71 26H73V25H71ZM70 26V27H71ZM113 26V25H112ZM119 26H120V24H119ZM119 26H115L114 28H118ZM126 26V25H125ZM204 26V25H203ZM207 26V25H206ZM217 26V25H216ZM228 26H230L229 24H227V28L226 29H228L229 30V28H228ZM9 27V26H8ZM22 27H25V26H22ZM48 27V26H47ZM46 27V28H47ZM49 27H48V29H49ZM223 27V26H222ZM232 27H233V24H232ZM0 28H2V27H0ZM20 28V29H19ZM56 28L58 29V27L56 26ZM106 28V27H105ZM109 28V27H108ZM108 28H106L105 30H107ZM114 28H112V29H114ZM120 28H122V26L120 27ZM128 28V27H127ZM215 28V27H214ZM219 28V27H218ZM3 29V28H2ZM8 29V28H7ZM14 29H16V28H14ZM28 29V28H27ZM32 28L30 27V31H31V33H34V31L35 30H31ZM42 29V28H41ZM51 29V30H52ZM69 29V28H68ZM123 29V28H122ZM210 29V28H209ZM225 29V30H226ZM234 29V28H233ZM1 30V29H0ZM4 30V29H3ZM2 30V31H3ZM28 30V31H29ZM217 30V29H216ZM24 31H25V28H24ZM56 31V30H55ZM117 31H119V30H117ZM126 31V30H125ZM127 31H128V29H127ZM210 31H212V30H210ZM209 31V32H210ZM215 30H213V32H214ZM229 31H231V30H229ZM228 31V32H229ZM236 31V30H235ZM37 32V31H36ZM51 32V31H50ZM99 32H100V30H99ZM101 32H103L102 30H101ZM106 32V31H105ZM120 32V31H119ZM122 32H124V30L123 31H121V33ZM174 33H175V31H173ZM172 32V33H173ZM176 32V33H177ZM218 32V31H217ZM216 32V33H217ZM8 33V32H7ZM11 35L13 36L14 35V30H11ZM30 33V32H29ZM28 33V34H29ZM128 33V32H127ZM175 33V34H176ZM224 33H227V31L226 32H224ZM232 33H233V35H234V31H232ZM0 34H1V32H0ZM58 34V33H57ZM200 34H202V35H200ZM5 35V34H4ZM7 35V34H6ZM8 35H9V33H8ZM36 36H39V37H41L39 34L37 35V33L35 34ZM44 35V34H43ZM166 35V36H165ZM200 35V36H199ZM222 35H223V33H222ZM258 35V34H257ZM256 35V36H257ZM30 36V35H29ZM99 36V35H98ZM106 36V35H105ZM105 36H103V38L105 39L106 37ZM122 36V35H121ZM121 36H116V40L117 41H119V37H121ZM163 36L164 37H167L166 39H164L163 38ZM171 36V35H170ZM174 36V35H173ZM176 36V35H175ZM202 36H205V39L202 37ZM215 36H217V34L215 35ZM218 36H220V35H218ZM237 36H240V38L238 37L237 38ZM255 36V33H243L241 30L240 31H236L235 32V35H234V39L236 40V41H238V43H237V45H242L244 48L245 47H250V49L252 48L253 49V47H259L260 46V41H259V39H257V37ZM16 37V36H15ZM45 37V36H44ZM118 37V38H117ZM223 37V36H222ZM260 37V36H259ZM258 37V38H259ZM22 39H21V41H19L17 38H14L12 41H14V43H12L10 40L12 39H10V40H7L6 41V43L5 44H3V50L1 51V49H0V55H2V56H4V53H3V51L5 50H7L8 48H10L11 46H14L15 44H16V46H17V44H18V49H20V46H23V45H21L20 44V42H22V40H23V36L21 37ZM58 38V37H57ZM68 38V37H67ZM96 38V37H95ZM100 38H102V37H100ZM102 38V39H103ZM122 38V37H121ZM215 38V37H214ZM45 39V38H44ZM98 39H99V37H98ZM97 39V41H100V42H98V44L96 43V41L94 42L93 41V43L92 44H90L91 46L89 47V49H94V53H95V49H98L99 47H100V44H102V46L101 47H103V44L105 45V43H102V40H98ZM112 39H114V38H112ZM123 39V38H122ZM125 39H127V37L125 38ZM178 39H175L176 40V42L177 41H179ZM0 40L1 41H5V40H2L1 38H0ZM60 40V39H59ZM93 40H94V38H93ZM96 40V39H95ZM164 40V41H163ZM172 40H173V38H172ZM234 40V41H235ZM30 41V40H29ZM28 41V42H29ZM32 41H33V39H32ZM36 41V40H35ZM67 41H68V39H67ZM69 41H71L70 43H72V41H73V39H70ZM105 41H108V40H105ZM151 41H153L152 43H150ZM28 42H27V44H28ZM31 42V41H30ZM30 42H29V44H30ZM34 42V41H33ZM32 42V43H33ZM109 42V41H108ZM170 42H172V41H170ZM216 42V41H215ZM41 43V42H40ZM51 43V42H50ZM49 43V44H50ZM100 43V44H99ZM107 43V42H106ZM110 43V42H109ZM109 43H107V44H109ZM113 43V42H112ZM112 43L110 44V45H112ZM116 43V42H115ZM114 43V44H115ZM145 43H149V45H144ZM219 43V42H218ZM263 43V42H262ZM262 43H261V45H262ZM23 44V43H22ZM26 44V43H25ZM57 44L58 43H56V46H57ZM120 44V43H119ZM172 44H174L173 42H172ZM199 44V43H198ZM222 44V43H221ZM235 44V43H234ZM61 45L62 44H58V46H57V49H56V47H54V50H53V54L55 55V57L57 58H54L53 57V59L55 60H57V62L59 61V62H63L64 60H67V61H69L70 62V64H74L75 63V65H73V67H72V69H73V72H78L79 74H83V71L85 70L86 71V73H90L92 76H94L95 77V74H96V72H98L99 71V73H100V70H98V68H97V66L95 65V64H93L94 63V61H93V63H90L89 62V64H91V65H89V64H86V62L84 61L83 63L85 64V65H89V67H86V66H84L83 64H81V63H79V64H76L78 61H82V57L84 56V54H86L85 52H86V50L84 49V50H82L83 48L80 46V48H82L81 50L80 49H76V46L73 48L72 46H67V47H61ZM67 45H69V44H67ZM76 45V44H75ZM79 45V44H78ZM176 45V44H175ZM0 46L2 47V45L0 44ZM24 46H26V45H24ZM64 46H66V45H64ZM115 46V45H114ZM172 46V45H171ZM190 46V47H189ZM193 46V45H192ZM206 46V45H205ZM220 46V45H219ZM233 46V45H232ZM0 47V48H1ZM51 47V46H50ZM59 47V48H58ZM70 47H72L71 49H70ZM173 47V46H172ZM210 47V46H209ZM224 47V46H223ZM263 48H264V46H262ZM38 48V47H37ZM48 48H49V46H48ZM87 48V47H86ZM214 48V47H213ZM212 48V49H213ZM227 48V47H226ZM237 48V47H236ZM246 48V49H247ZM260 48H261V46H260ZM17 49V50H18ZM51 49V48H50ZM72 49H74L73 51H72ZM176 49V48H175ZM197 49V48H196ZM199 49V48H198ZM202 49V48H201ZM228 49V48H227ZM239 50H242V49H240V48H238ZM258 49V48H257ZM262 49V48H261ZM8 50H13V49H8ZM38 50V52H39V49H37ZM100 51H101V49H99ZM99 50H97V51H99ZM107 50H110L111 51V47H109V48H107L106 50H102L101 52L102 53H104V54H106L108 51ZM131 50V51H130ZM200 50V49H199ZM215 51L217 50V49H214ZM213 50V51H214ZM221 50H222V47H221ZM237 50V49H236ZM239 50L238 51H235V52H238V54L237 55H239L240 53H239ZM245 50V49H244ZM34 51V50H33ZM41 51V50H40ZM170 51H171V49H170ZM174 51V50H173ZM209 51H210V49H209ZM248 51V50H247ZM246 51V52H247ZM14 52V51H13ZM12 51H11V53H13ZM15 52H16V49H15ZM28 52V51H27ZM31 52V51H30ZM38 52H35V54L36 53H38ZM43 52H47V51H43ZM49 52V51H48ZM90 52V51H89ZM120 52H122V54H120ZM132 52H134L133 54L134 55H132ZM191 52V51H190ZM196 52V51H195ZM212 52V51H211ZM210 52V53H211ZM218 52H219V50H218ZM223 52V51H222ZM229 52V51H228ZM232 52H234V51H232ZM241 52V51H240ZM6 53H8V52H5V54ZM9 53H10V51H9ZM8 53V54H9ZM226 53V52H225ZM243 54H244V52H242ZM260 53V52H259ZM13 54H15V53H13ZM35 54H31L30 56H25L24 58H22V60H21V65H20V62H19V65H18V69H21V70H24V72H22L23 73V76H26L25 77V79H19L18 77L19 76H14L15 77V80H17L16 78H18V80L19 81H22L23 82V80L26 82L27 80H26V78H27V73H28V76L32 73L37 79H39L38 81H40V85L39 86H37V85H35L33 82L34 81H36V78H35V80H33V81H30V80H28L27 82H26V85L29 87L28 89H29V91H27V87H25V88H23L24 86H22L23 84H20L21 85V88H17L16 89V92H14L15 90V88L14 89H12L14 86L13 85H16V83H18V82H16V83H11V84H9L8 82H7V80L6 79H4V82L6 81L7 82V85H11V86H13V87H10V89H8L9 88V86H8V90L7 89H5L8 93H6V91L4 90V91H2V92H4V94H6V96L7 97H9V99L7 98V97H4V96H0V100L2 99L3 101H4V99H3V97L4 98H7V100H10L11 99V103H14V104H24V102H27L28 104H31L32 105V107H33V104H44V106H47V105H45V104H53L54 102H55V97H53V96H55L54 94L52 95V93L53 92H50L49 91V89L47 90V85H49L50 83H52L51 81H49V80H47L46 79V76L48 75V74H50V75H48V77L50 76H54L56 73V76H54L55 78L53 79L52 77L51 78H48V79H52V80H54V81H57V79L56 78H58V82H60V84H62L63 85V87H65L66 88V85H67V87L68 86H70V85H72L73 83H70V85H68V82L66 81V79H65V72H66V70L64 71L63 70V68H64V66L61 68V67H59V68H61L62 70H58L59 68H58V66L57 67H55V68H57V71L56 70H54V71H56V73L53 75V72H52V74L50 73V69H53L52 67L54 66H51V64L53 63H51V64H48L47 66L44 64H42L41 63V61H43L41 58H38ZM43 53H41V55H42ZM47 54V53H46ZM172 54V53H171ZM174 54V53H173ZM193 54H195V53H193ZM213 54V53H212ZM264 54V53H263ZM12 55V54H11ZM10 54H9V56L10 57H6L7 58V60L9 61V59L10 60H12V58L11 57H13V59H14V57H15V55H12L11 56ZM25 55H27V54H25ZM43 55H45V54H43ZM99 55V54H98ZM109 55V54H108ZM137 55V56H138ZM176 55V54H175ZM210 55V54H209ZM215 55H216V53H215ZM223 54H220L219 53V56H220V60L223 62V64L225 65V66H227L228 68H229V70L230 69H232V70H234V68L231 66V64H230V62L227 60V58H225V55L226 54H224V56H222ZM231 55H232V53H231ZM236 55V56H237ZM242 55V54H241ZM241 55H239L240 57H241ZM259 55V54H258ZM18 56V54L16 55V57ZM86 56V55H85ZM129 56H133L132 58H130ZM228 56H230V55H228ZM233 56V55H232ZM41 57V56H40ZM89 57V56H88ZM93 58H94V56H92ZM100 57V56H99ZM98 57V58H99ZM213 57V56H212ZM218 57V56H217ZM216 57V58H217ZM260 57V56H259ZM86 58H87V56H86ZM85 58V60H91V59H89V58H87L86 59ZM91 58V57H90ZM101 58V57H100ZM104 58V57H103ZM178 58V57H177ZM229 58V57H228ZM232 58H234V57H232ZM237 58H239L238 56H237ZM53 59H51V60H53ZM84 59V58H83ZM105 59V58H104ZM184 59V58H183ZM261 59L263 60V57H261ZM0 60H3V59H1L0 58ZM15 60V59H14ZM41 60V61H40ZM97 60V59H96ZM100 60H102V59H99L98 60V62L100 61ZM237 60V59H236ZM235 60V61H236ZM4 61V60H3ZM45 61V60H44ZM104 61V60H103ZM108 61H106V62H108ZM188 61H189V59H188ZM217 61H218V59H217ZM231 61H233L232 59H231ZM1 62V64H3L4 62H2V61H0ZM91 62H92V60H91ZM238 62H240V65H241V61H240V59H239V61ZM264 62V61H263ZM47 63H49V61H47ZM55 63H56V61H55ZM99 63H101L102 64V62H99ZM194 63H195V61H194ZM217 63H219V61L217 62ZM217 63H215V64H217ZM15 64V63H14ZM69 64V63H68ZM109 63H107V65H108ZM139 64H140V62H139ZM187 64V63H186ZM189 64V63H188ZM4 65V64H3ZM16 65V66H17ZM106 65V64H105ZM104 65V66H105ZM192 65V64H191ZM195 65V64H194ZM205 66H207L206 64H204ZM204 65H203V67H204ZM217 65H219V64H217ZM223 65V66H224ZM1 66V65H0ZM7 66V65H6ZM67 66V65H66ZM86 67V68H82V67ZM202 66V65H201ZM212 66V65H211ZM221 66H222V63H221ZM222 66V67H223ZM234 66V65H233ZM237 66V65H236ZM100 67V66H99ZM109 67V66H108ZM196 67V66H195ZM210 67V66H209ZM213 67H216V66H213ZM212 67V68H213ZM226 67V68H227ZM243 67V66H242ZM67 68H68V66H67ZM71 68V67H70ZM102 68H104V67H102ZM237 68H239V67H237ZM108 69V68H107ZM109 69H111V68H109ZM155 69V68H154ZM219 69V68H218ZM242 69V68H241ZM13 70V69H12ZM15 70V69H14ZM17 70V69H16ZM16 70H15V73H16ZM155 70H157V68L155 69ZM159 70H160V68H159ZM209 70H210V68H209ZM212 70V72H213V69H211ZM223 70V69H222ZM239 71H240V69H238ZM26 71V72H25ZM105 71V70H104ZM217 71V70H216ZM12 72V71H11ZM20 70H17V74H20ZM108 72V71H107ZM209 72H211V71H209ZM212 72H211V74H212ZM219 72V71H218ZM234 72V71H233ZM238 72V71H237ZM9 73V75L8 76H10V72H8ZM14 73V72H13ZM13 73H12V75H13ZM24 73H25V75H24ZM109 73H111V72H109ZM150 73V72H149ZM167 73V72H166ZM165 73V74H166ZM207 73V72H206ZM221 73L223 74H225V76H228V78L226 79L227 81H228V79H229V77L231 78L232 76L230 75V73L228 72V71H222V72H220V73H217V75H221ZM235 73V72H234ZM2 74V73H1ZM45 74H47V75H45ZM66 74H68V73H66ZM69 74H70V72H69ZM105 74H106V72H105ZM148 74V73H147ZM199 74V73H198ZM203 74V73H202ZM214 74V73H213ZM239 74H240V72H239ZM242 74V73H241ZM7 75V74H6ZM14 75H16V74H14ZM33 75H31L32 77H33ZM72 75V74H71ZM73 75H75V74H73ZM111 75V74H110ZM156 75V74H155ZM200 75H201V72H200ZM206 74L204 73V75L203 76H205ZM209 75V74H208ZM232 75H234V74H232ZM261 75V74H260ZM259 75V76H260ZM5 76V75H4ZM7 76V77H8ZM20 76H22V75H20ZM67 77H68V75H66ZM70 76V75H69ZM76 76V75H75ZM79 76V75H78ZM87 76V75H86ZM89 76V75H88ZM107 76V75H106ZM151 76V75H150ZM157 76V75H156ZM169 76V75H168ZM202 76V75H201ZM202 76V77H203ZM223 76V75H222ZM221 76V77H222ZM235 76V75H234ZM257 76H258V74H257ZM1 77V76H0ZM13 77V76H12ZM103 77V76H102ZM110 77V76H109ZM154 77V76H153ZM163 77V76H162ZM217 77V76H216ZM263 77V76H262ZM261 77V78H262ZM20 78H22V77H20ZM79 78H81V77H79ZM87 78V77H86ZM90 78H92V77H88V79L90 80ZM101 78V76L99 77L98 76V79H100ZM107 78H108V76H107ZM158 78V77H157ZM171 79H172V77H170ZM207 78H209V77H207ZM218 78V77H217ZM216 78V79H217ZM238 78V77H237ZM30 79V78H29ZM56 79V80H55ZM71 79V78H70ZM83 79H85V78H82V80ZM88 79H85V81L86 80H88ZM104 79V78H103ZM112 79H113V77H112ZM159 79H161V77H159ZM158 79V80H159ZM163 79V81H164V78H162ZM201 79V78H200ZM204 78H202V81H204L203 80ZM205 79H206V77H205ZM254 79V78H253ZM10 80V79H9ZM68 80V79H67ZM80 80V79H79ZM92 80V79H91ZM108 80L110 81V79L108 78ZM107 80V81H108ZM155 80H157V79H155ZM219 80V79H218ZM1 81L3 82V80H0V83H1ZM70 81V80H69ZM76 81V80H75ZM81 81V80H80ZM104 81H106V80H104ZM136 81V80H135ZM171 81V80H170ZM173 81V80H172ZM172 81H171V83H172ZM231 81V80H230ZM234 81V80H233ZM256 81H257V78H256ZM5 82V83H6ZM15 82V81H14ZM50 82V83H49ZM67 84H66V83ZM76 82H78V80L76 81ZM75 82V83H76ZM82 82V81H81ZM80 82V83H81ZM93 83H95L94 82V80L92 81ZM92 82H90L91 84H92ZM101 82V81H100ZM132 82V81H131ZM134 82V81H133ZM139 82V81H138ZM174 82V81H173ZM198 82H199V80H198ZM219 82H220V80H219ZM222 82H224V81H222ZM229 82V81H228ZM235 82H236V80H235ZM260 82V81H259ZM49 83V84H48ZM66 85H65V84ZM99 83V82H98ZM97 83V84H98ZM200 83V82H199ZM209 83H210V81H209ZM212 83H213V81H212ZM256 83V82H255ZM78 84V83H77ZM89 84V83H88ZM103 84V83H102ZM175 84V83H174ZM203 84V83H202ZM220 84V83H219ZM223 84V83H222ZM262 84V82L260 83V85ZM59 85V84H58ZM115 85V84H114ZM197 85H200V84H197ZM211 85V84H210ZM213 85H215L216 86V84H215V82L213 83ZM1 86V85H0ZM105 86V85H104ZM118 86V85H117ZM129 86H132L131 84L129 85ZM259 86V85H258ZM263 86V85H262ZM5 87V86H4ZM16 87V86H15ZM51 87V86H50ZM95 87V86H94ZM109 87V86H108ZM114 87V86H113ZM112 87V88H113ZM137 87H138V85L136 86V89H137ZM199 87V86H198ZM210 87V86H209ZM220 87V86H219ZM223 87V86H222ZM6 88V87H5ZM93 88V87H92ZM135 88V87H134ZM168 88V87H167ZM171 88V87H170ZM196 87H194V89H195ZM263 88V87H262ZM67 89V88H66ZM69 89V88H68ZM68 89L66 90V91H68ZM77 89V88H76ZM142 88H140V90H141ZM145 89V90H146ZM197 89V88H196ZM212 89V88H211ZM215 89H217V87L215 88ZM214 89V90H215ZM51 90V89H50ZM90 91H91V89H89ZM124 90V89H123ZM122 90V91H123ZM145 90H144V92H145ZM171 90V89H170ZM198 90H200L199 88H198ZM220 91L222 90V88L221 89H219ZM65 91V92H66ZM70 91V90H69ZM72 91V90H71ZM97 91V93H98V90H96ZM102 92L104 91V90H101ZM107 91V90H106ZM126 91V90H125ZM217 91V90H216ZM93 92V91H92ZM95 92V91H94ZM93 92V93H94ZM120 92H121V90H120ZM198 92V91H197ZM197 92H195V93H197ZM200 92V91H199ZM198 92V93H199ZM212 93V91H209V92H207V93ZM55 93V92H54ZM68 93V92H67ZM70 93H72V92H70ZM96 93V94H97ZM99 93H100V91H99ZM98 93V94H99ZM111 93L113 94V95H118L119 93L116 91V90H113V91H111ZM125 93V92H124ZM126 93H127V91H126ZM128 93H130V92H128ZM148 93V92H147ZM194 93V94H195ZM201 94H202V92H200ZM204 93H206V92H204ZM207 93H206V95H207ZM210 93V94H211ZM217 93V92H216ZM253 93V92H252ZM256 93V92H255ZM2 93H0V95H1ZM77 93H75V95H76ZM103 94V93H102ZM106 94V96H107V94L108 93H105ZM169 94V93H168ZM209 94V95H210ZM221 94V93H220ZM79 95V94H78ZM94 95H95V93H94ZM140 95V94H139ZM162 95V96H161ZM170 95V94H169ZM172 95H170V97L172 96ZM196 95V94H195ZM199 95V94H198ZM208 95V96H209ZM228 95V94H227ZM245 95V94H244ZM81 96V95H80ZM93 96V95H92ZM95 96H97V95H95ZM94 96V97H95ZM104 96V95H103ZM105 96V97H106ZM111 96V95H110ZM109 96V97H110ZM123 96V95H122ZM125 96H127V94H125ZM125 96H124V98H125ZM129 96H131V95H129L128 94V98H129ZM217 96V95H216ZM215 96V97H216ZM230 96V95H229ZM234 96V95H233ZM249 97H251V101H249L250 103H249V105H251V107L253 108L254 107V110L255 111H257V114L258 113H261V114H263L262 116L264 117V94H261V93H257V94H250V95H248ZM85 97H87V96H85ZM108 97V96H107ZM106 97V98H107ZM135 97V96H134ZM134 97H130V98H134ZM149 97H151V95L149 96ZM169 97V98H170ZM175 97V98H176ZM198 97V96H197ZM205 97V96H204ZM223 97H226V96H223ZM96 98V97H95ZM104 98V97H103ZM124 98H123V100H124ZM143 98V97H142ZM167 98V97H166ZM222 98V97H221ZM114 99V98H113ZM116 99H118V97L116 98ZM158 99V98H157ZM218 99H220V97H218ZM224 99V98H223ZM227 99L228 100H224L223 101V103H222V105L220 104V102L218 103V102H216L215 104H213L211 107L212 108H210V111H209V114L211 115V114H213V112L215 111V110H217V109H219V110H221L222 112H224V115H230L231 114V116H232V114H233V116H234V114H239V112L240 111H242V109H243V111H246V110H244V108H242V109H240V108H238V107H236L235 105L236 104H234L237 100L236 99H234V100H236L235 102L232 100L233 99V97H232V99L230 100L228 97H227ZM58 100V99H57ZM103 100V99H102ZM111 100V99H110ZM144 100V99H143ZM155 100V99H154ZM163 100V99H162ZM165 100V99H164ZM175 100V99H174ZM247 100V99H246ZM105 101V100H104ZM145 101V100H144ZM193 101V100H192ZM256 101H258V104H257V102ZM5 102H7L6 101V99H5ZM10 102V101H9ZM91 102H93L92 100H91ZM106 102V101H105ZM112 102H114L113 100H112ZM117 102H118V100H117ZM141 102H143V101H141ZM152 102H153V100H152ZM152 102H150L149 101V103H152ZM154 102H156V101H154ZM157 102H158V100H157ZM163 102V101H162ZM222 102V101H221ZM2 103V102H1ZM0 103V105H2ZM11 103L9 104L10 106H11ZM86 103V102H85ZM115 103V102H114ZM148 103V104H149ZM237 103V102H236ZM258 105V107L257 108H255L256 106H254V105H256V104ZM89 104V103H88ZM103 104V103H102ZM112 104V103H111ZM111 104H110V106H111ZM144 104H145V102H144ZM159 104V103H158ZM5 105V104H4ZM3 105V106H4ZM27 105V104H26ZM25 105V106H26ZM113 105H115V104H113ZM112 105V106H113ZM154 105V104H153ZM169 105H170V103H169ZM240 105V104H239ZM15 106V105H14ZM22 106V105H21ZM52 106V105H51ZM54 106V105H53ZM83 106V105H82ZM116 106V105H115ZM118 106H119V104H118ZM164 106V105H163ZM1 107V106H0ZM4 107H6V106H4ZM4 107H3V109H4ZM91 107H92V105H91ZM96 107H97V105H96ZM96 107H94V105H93V108H96ZM101 108H102V106H100ZM105 107V106H104ZM117 107V106H116ZM115 107V108H116ZM121 107V106H120ZM150 107V106H149ZM250 107V108H251ZM260 107H261V109H260ZM82 108H84V107H82ZM99 108V107H98ZM97 108V109H98ZM106 108V107H105ZM185 108V107H184ZM196 108V107H195ZM248 108V107H247ZM259 108V109H258ZM11 109V108H10ZM24 109H27V108H24ZM92 109V108H91ZM103 109V108H102ZM106 109H108V108H106ZM111 109V108H110ZM145 109V108H144ZM177 109V108H176ZM190 109V108H189ZM1 110V109H0ZM12 110V109H11ZM38 110H39V107H38ZM43 110V109H42ZM179 110V109H178ZM192 110V109H191ZM249 110V109H248ZM252 110V109H251ZM29 111H31V110H29ZM44 111V110H43ZM180 111H182V110H180ZM195 111V110H194ZM250 111V110H249ZM253 111V110H252ZM251 111V112H252ZM184 112H186V109H185V111ZM248 112V111H247ZM136 113V112H135ZM137 113H138V111H137ZM190 113V112H189ZM242 114V113H241ZM243 114L245 115V116H247V114H245V112H243ZM252 114V113H251ZM257 114H255L256 115V119H257V117H259L260 115H257ZM1 115V114H0ZM141 115V114H140ZM206 115V114H205ZM240 115V114H239ZM249 115V114H248ZM232 116V117H233ZM253 116H254V114H253ZM262 116L260 117V119L262 118ZM2 117V116H1ZM220 117H222L221 116V114H220ZM230 117V116H229ZM241 117H242V115H241ZM240 117V118H241ZM130 118H131V116H130ZM228 118V117H227ZM226 117H224V119H227ZM235 118V117H234ZM236 118H238V117H236ZM222 119V118H221ZM224 119H222V120H224ZM137 120V119H136ZM232 120V119H231ZM242 120V119H241ZM257 120H259V118L257 119ZM262 120L264 121V119L262 118ZM2 121V120H1ZM0 121V122H1ZM226 121V120H225ZM228 121V120H227ZM260 123H262V122H260ZM2 124H4V123H1V125H0V146L1 145H6L7 144V141H9L10 140V138H13L14 140H16V142H19L20 140H22V138H20L21 137V133H19V132H17L16 131V133L14 132V133H12V131L9 133L8 131H9V129H8V131L7 130H5V129H3V125ZM230 124V123H229ZM263 124V123H262ZM224 125V124H223ZM231 125H232V123H231ZM258 126V125H257ZM231 127V126H230ZM254 128V127H253ZM261 129V128H260ZM220 130H222L221 128H220ZM263 130H264V128H263ZM220 132H222V131H220ZM260 132H261V130H260ZM51 133V132H50ZM258 133H259V131H258ZM257 133V135L259 136V134ZM205 134V133H204ZM222 134H223V132H222ZM225 134V133H224ZM39 135V134H38ZM45 135V134H44ZM263 135H264V133H263ZM203 136V135H202ZM205 136V135H204ZM53 137H55V136H53ZM262 137V136H261ZM49 138H50V135H49ZM56 138V137H55ZM110 138V137H109ZM203 138V137H202ZM230 138V137H229ZM13 139H11V140H13ZM107 139V138H106ZM226 139H227V137H226ZM109 140V139H108ZM247 140V139H246ZM250 140V139H249ZM251 140H252V138H251ZM250 140V141H251ZM259 140H261V139H259ZM262 140H264L263 138H262ZM25 141V140H24ZM119 141H120V139H119ZM230 141V140H229ZM257 141V140H256ZM22 142H23V140H22ZM22 142H20L21 144H24V143H22ZM246 142V141H245ZM252 142V141H251ZM250 142V144H248V142H247V144H248V146H243V144H242V142L240 141V140H235V143L238 145V147H239V158L241 159V161L242 160H244L245 162H247V164H248V167H247V169L245 170V178H243V179H250V180H252L251 182H254V183H259V186H260V194L262 193V192H264V151L263 152H261V154H258V152H260V149H261V147H258V145H257V143L256 144H254L253 142L251 143ZM257 142H259V141H257ZM9 143V142H8ZM233 143V142H232ZM198 144V143H197ZM231 144V143H230ZM246 144V143H245ZM262 144H263V146H264V143L262 142ZM20 145V144H19ZM7 146V145H6ZM25 146V145H24ZM24 146H22L21 145V149H22V154H23V152L24 153H29L28 151H26V149H25V147ZM195 146V145H194ZM193 146V147H194ZM234 146V145H233ZM232 146V147H233ZM5 147V146H4ZM236 148V147H235ZM6 149V148H5ZM198 149H199V147H198ZM201 149V148H200ZM7 150V149H6ZM264 150V149H263ZM9 152V151H8ZM32 152V151H31ZM238 153V152H237ZM237 153H236V155H237ZM22 156H24V155H22ZM1 157V156H0ZM211 157V156H210ZM219 157H222V156H220L219 155ZM236 157V156H235ZM214 158V157H213ZM237 158H238V155H237ZM1 159H2V157H1ZM216 159V158H215ZM219 159H221V158H219ZM218 159V160H219ZM222 159H223V157H222ZM212 161H213V159H212ZM227 161V160H226ZM239 161V160H238ZM241 161H239V163L241 162ZM220 162V161H219ZM225 162V161H224ZM236 163V162H235ZM238 163V164H239ZM210 164V163H209ZM232 164V163H231ZM8 164H5L4 163V165L3 166H5V170H4V168H3V166H1V168H3V170L4 171H1L0 170V178L1 179H3V180H6V178L9 176V174L8 173H13V170L11 169L10 170V168H7L8 170H10L7 174H5V171H7V169H6V166H7ZM214 165V164H213ZM229 165V164H228ZM234 165V164H233ZM215 166V165H214ZM236 166V165H235ZM8 167H10V166H8ZM212 167V166H211ZM228 167H230V166H228ZM245 167V166H244ZM12 168V167H11ZM223 168V167H222ZM232 168V167H231ZM243 168V167H242ZM241 168V169H242ZM246 168V167H245ZM221 169V168H220ZM226 169V168H225ZM238 169H240V168H238ZM240 169V170H241ZM244 169V168H243ZM227 170V169H226ZM225 170V171H226ZM230 170V169H229ZM233 170V169H232ZM236 170V169H235ZM67 172V171H66ZM209 172V171H208ZM212 172H213V170H212ZM215 172V171H214ZM231 172V171H230ZM244 172V171H243ZM211 173V172H210ZM216 173V172H215ZM228 173V172H227ZM233 173V172H232ZM238 173H240V171L238 172ZM168 174V181H170L171 182V184H170V187H168V186H166V187H164V188H162V190H161V193H159V194H161L160 195V202H161V204L160 203H156V205L158 204V206L157 207H155V208H157L156 210H159V211H161L162 213H161V216L163 217V220L164 221H161V225H160V228H162V229H160V231L159 232H157L155 235H154V237L152 236V237H148L149 238V240L147 239V241H149L148 242V244H150V246L149 247H144V248H139L141 245H143L142 244V242L143 241H141V243L140 244H137L138 242H140V241H136V244H134V245H131V244H133V243H131V242H134L133 240L132 241H128V240H126L125 241V239L124 240H122V241H125L126 243H124L123 244V246L126 244V247L125 248H123V246H122V243H119L118 245H116V246H112V249L113 250H115V252H111L112 254H111V257H118V259H120L119 261H120V263L122 262V261H125L126 260V263L128 262V263H130V264H159L160 263V261H161V263L160 264H181V263H174L173 261H171V260H169V257H171V255H170V253H171V251H170V253H169V255H168V253H167V255L169 256H167V258H165V257H160V259H158V256H157V254H156V252L154 251V250H156L155 248H156V245H159V246H164V249H165V247L167 248V247H169L170 248V246H174V245H176L177 247H179L180 249H181V251H182V248L183 249H185L184 251H187L188 252V254H190L191 255V257H192V259H193V262L191 263V264H207V261H203V256H204V254H207L208 255V257L209 258H211L212 259V261H211V263L212 264H224V263H222L221 262V260H219V258H221L222 259V257H224V256H226V260H227V264H238L237 263V260H239V259H241V260H243V261H245V262H242V264H264V249H261V247H260V245L261 244H263V243H261V241L263 240V238H264V216L263 217H261L260 219H258V218H256V219H254L252 216H251V213L250 214H244L243 215V217H242V219H239L238 217H236V216H234V215H229V218H230V220H231V222H232V226H230V228L232 227V229H230L231 231H229V234H227V235H224L225 237H223V238H225V240L227 241V243H226V246L225 245H222L221 243H223L222 241V239L219 237L217 240L220 242V249L216 246V249L218 248V250L217 251H219V252H215V248H213L215 245L213 244L212 245V248L211 249H207V245L206 244H202V245H200L199 244V242H198V244L200 245H197V246H195L194 244L192 245V246H194V247H190L189 246V244L187 243L189 240H191L192 238L194 239V238H198V240H199V238H201L202 240L204 239L202 236L203 235H194L193 236V234L194 233H192V231L191 232H189V231H187V230H183L184 232L182 233H180L178 230H176V231H174V228L176 229V226H177V219H176V214H175V212H173V210H176L174 207H176V206H174V204H175V201L172 199V197L174 196V193H177L179 196H180V194H184V195H186V197L188 196V198L190 199V198H194V196L195 195H197V192L198 193H200L198 190H197V187H195L196 188V190L195 189H193V187H187L185 184H184V182L185 181H182V179H179V177H177V175L175 174V172L173 171H170V172H168L167 173ZM214 174V173H213ZM242 174V173H241ZM244 174V173H243ZM62 175V174H61ZM232 175H234V174H232ZM239 175V174H238ZM44 176V175H43ZM204 176V175H203ZM206 176H208V175H206ZM220 176V175H219ZM223 176V175H222ZM235 176V175H234ZM244 176V175H243ZM199 177H200V175H199ZM205 177V176H204ZM208 177H210V176H208ZM212 177H214V176H212ZM227 177V176H226ZM239 177V176H238ZM242 177V176H241ZM211 178V177H210ZM216 178V177H215ZM223 178V177H222ZM236 178V177H235ZM240 178V177H239ZM26 179H28V178H26ZM197 179V178H196ZM200 179H201V177H200ZM205 179H207L206 177H205ZM209 179V178H208ZM207 179V180H208ZM241 179V178H240ZM242 179V180H243ZM33 180V177L31 178V181H26L27 182V185H26V189L24 188L22 191H23V193L22 194H26L27 192H30V193H33L34 195H37V192H39V191H37L38 190V187H37V185H36V182L35 181H32ZM220 180V179H219ZM225 180V182L224 183H226V182H228L229 183V181H227L226 179H224ZM236 180V179H235ZM245 180V181H246ZM198 181H199V179H198ZM212 181V180H211ZM248 181V180H247ZM196 182V181H195ZM203 182H204V180H203ZM207 182V181H206ZM96 183V182H95ZM118 183V182H117ZM155 183V182H154ZM166 183V182H165ZM200 183V182H199ZM205 183V182H204ZM211 183V182H210ZM236 184H237V182H235ZM202 184V183H201ZM221 184V183H220ZM231 184V183H230ZM243 184H244V182H243ZM233 185V184H232ZM242 185V184H241ZM200 186V185H199ZM243 186H245V185H243ZM255 186V185H254ZM93 187V186H92ZM108 187V186H107ZM204 187V186H203ZM207 187V186H206ZM251 187V186H250ZM67 190L70 188V187H68V186H66L65 187ZM64 188V189H65ZM101 188V187H100ZM214 189H215V187H213ZM213 188H211L212 190H213ZM242 188V187H241ZM254 188V187H253ZM12 189H14V188H12ZM65 189V190H66ZM77 189V188H76ZM75 189V190H76ZM200 189V188H199ZM207 189V188H206ZM209 189V188H208ZM210 189V190H211ZM220 189V188H219ZM222 189V188H221ZM224 189H226V188H224ZM239 189V188H238ZM249 189V188H248ZM79 190V189H78ZM209 190V192H211ZM246 191H247V189H245ZM256 190V189H255ZM258 190V189H257ZM115 191V190H114ZM201 191V190H200ZM203 191V190H202ZM202 191H201V193H202ZM217 191H218V189H217ZM78 192V194H79V192L80 191H77L76 190V193ZM101 192H103V194H105V195H107L108 196V194L110 193H108V191L106 190V189H102V191ZM159 192V191H158ZM208 192V191H207ZM214 192V191H213ZM218 192H220V191H218ZM238 192H240V190L238 191ZM242 192V191H241ZM40 193V192H39ZM200 193V194H201ZM205 193H206V191H205ZM223 193V192H222ZM4 194H6V193H4ZM193 194V195H192ZM220 194H221V192H220ZM224 194V193H223ZM26 195H28V193L26 194ZM112 195H115V194H112ZM203 195V194H202ZM206 195V194H205ZM207 195H209L208 193H207ZM215 195V194H214ZM38 196V195H37ZM110 196V195H109ZM144 196V195H143ZM181 196H183V195H181ZM198 196V195H197ZM262 196V195H261ZM106 197V196H105ZM114 197V196H113ZM113 197H111V199H112V204H113V206L115 207V215L113 216L112 215V213L110 214L109 213V211H107L106 213H103L101 210V212L103 213V214H101V213H99L100 214V218H101V220H100V218H99V220H100V222H98V223H100V224H96L97 226H98V228H99V226H102V229H101V231H99V232H97V233H100V236H101V238H104L105 239V243L107 242V244L108 243H112V241L114 240L115 241V238H113V234H114V229H115V227H116V223H117V227H118V231L119 232H121V225H122V227L124 226V224L123 223H125L124 222V219L122 218V212H121V210H120V207H119V203H118V201L119 200H115V199H113ZM124 197V196H123ZM200 197V196H199ZM210 197V196H209ZM208 197V198H209ZM215 197H216V195H215ZM7 198V197H6ZM110 198V197H109ZM115 198V197H114ZM138 198V197H137ZM177 198V197H176ZM195 198H197L196 196H195ZM204 198V197H203ZM214 198V197H213ZM118 199H119V197H118ZM148 199V198H147ZM187 199V198H186ZM188 199V200H189ZM205 199V198H204ZM212 199V198H211ZM216 199V198H215ZM35 200V199H34ZM126 200H127V198H126ZM125 200V201H126ZM142 200H144V199H142ZM141 200V201H142ZM145 200H146V198H145ZM192 200H194V199H192ZM208 200V199H207ZM219 200V199H218ZM217 200V201H218ZM245 200V199H244ZM58 201V200H57ZM123 201V200H122ZM128 201H130L129 199H128ZM147 201V200H146ZM158 201V200H157ZM195 201V200H194ZM33 202V201H32ZM36 202V201H35ZM35 202H34V205H35ZM47 202V201H46ZM48 202H49V200H48ZM121 202V201H120ZM144 202V201H143ZM190 202H191V200H190ZM209 204L211 203V200H210V202H209V200L207 201ZM220 202V201H219ZM14 203H16V205L17 204H19L20 202H18L17 200H14ZM36 203H38V202H36ZM50 203H52V202H50ZM54 203V202H53ZM128 203V202H127ZM134 203V202H133ZM199 203V202H198ZM202 203V202H201ZM217 204H218V202H216ZM39 204V203H38ZM38 204H36V206H34L33 208L36 210V208H37V205ZM54 204H57V203H54ZM105 204V203H104ZM138 204V203H137ZM136 204V205H137ZM144 204H146V203H144ZM154 204V203H153ZM182 204H184V203H182ZM245 204V203H244ZM243 204V205H244ZM33 205V204H32ZM51 205V204H50ZM150 205V204H149ZM166 205V206H165ZM177 205V204H176ZM202 205V204H201ZM205 205V204H204ZM208 205V204H207ZM215 205V207H216V204H214ZM246 205H247V203H246ZM28 206V205H27ZM39 206V205H38ZM140 206V205H139ZM148 206V205H147ZM179 206V205H178ZM187 206V205H186ZM200 206V205H199ZM210 206H212V205H210ZM250 206V205H249ZM20 207L22 208V205H20ZM40 207V206H39ZM45 207V206H44ZM52 207H53V205H52ZM52 207H50V208H52ZM152 207V206H151ZM209 207V206H208ZM214 207V206H213ZM214 207V211L216 210V208ZM248 207V206H247ZM18 208H19V206H18ZM20 208V209H21ZM24 208H25V205H24ZM144 208V207H143ZM183 208V207H182ZM197 208V207H196ZM212 208V207H211ZM221 207H219V209H220ZM23 209V208H22ZM21 209V210H22ZM29 209V208H28ZM108 209V208H107ZM114 209V208H113ZM204 209V208H203ZM206 209V212H207V208H205ZM209 209V208H208ZM248 209V208H247ZM123 210V209H122ZM195 210V209H194ZM34 211V210H33ZM152 211V210H151ZM180 211H182V210H180ZM212 211V210H211ZM226 211H228V210H226ZM248 211V210H247ZM246 211V212H247ZM250 211V210H249ZM145 212V211H144ZM149 212V211H148ZM147 212V214H149L148 215V219L149 218H151L152 216L150 215V213H148ZM188 212V211H187ZM192 212V211H191ZM194 212H196V211H194ZM154 213V212H153ZM152 213V214H153ZM183 213H185L184 211H183ZM202 213H204V212H202ZM209 213H210V211H209ZM209 213L207 214V215H209ZM213 213V212H212ZM232 213V212H231ZM245 213V212H244ZM14 215H16V216H18V219L16 218V220H17V222L19 223V226H20V231H24V229H25V224L24 223H22L21 222V219H19V218H22V215L17 211L16 213H13ZM23 214V213H22ZM141 214H144V213H141ZM147 214H145L146 216H147ZM155 214V213H154ZM191 214V213H190ZM189 214V215H190ZM197 215V213H194V215ZM199 214V213H198ZM214 214V213H213ZM111 216L110 218L111 219H108L107 221H106V219L108 218V216ZM124 215V214H123ZM202 215V214H201ZM30 216V215H29ZM96 216H97V214H96ZM143 216V215H142ZM151 216V217H150ZM160 216V215H159ZM185 216V215H184ZM238 216V215H237ZM107 217V218H106ZM156 217H158V216H156ZM194 217V216H193ZM197 217H198V215H197ZM228 217V216H227ZM97 218H98V216H97ZM127 218V217H126ZM137 218V217H136ZM136 218L134 219V220H136ZM144 218H145V216H144ZM179 218V217H178ZM183 218H185V220H187V218H188V216H187V218L186 217H183ZM191 218V217H190ZM206 218H208V217H206ZM210 218V217H209ZM115 219H117L116 221H115ZM121 219H123V220H121ZM147 218H146V220H148ZM193 219V218H192ZM191 219V220H192ZM228 219V218H227ZM114 220V221H113ZM151 220V219H150ZM149 220V221H150ZM160 220V219H159ZM180 220H182V218L180 219ZM206 220V219H205ZM122 221H123V223H122ZM126 221V220H125ZM138 221V220H137ZM154 221V220H153ZM207 221V220H206ZM211 221V220H210ZM115 222V223H114ZM131 222V221H130ZM198 222V221H197ZM201 222L203 223V221L201 220ZM212 222V221H211ZM210 222V223H211ZM127 223V222H126ZM182 223V222H181ZM208 223V222H207ZM214 223V222H213ZM109 224V225H108ZM112 224V225H111ZM114 224H115V226H114ZM159 224V223H158ZM157 224V225H158ZM183 224V223H182ZM94 225V224H93ZM96 225H94V226H96ZM129 225V224H128ZM30 226V225H29ZM127 225H125V227H126ZM187 226V225H186ZM202 226V228H204L203 227V225H201ZM89 227V226H88ZM153 227V226H152ZM157 226H155V228H156ZM158 227H159V225H158ZM199 227V226H198ZM208 227H210V225L208 226ZM214 227V226H213ZM124 228V227H123ZM184 227H182V229H183ZM224 228V227H223ZM222 228V230H226V228L225 229H223ZM90 229V228H89ZM151 230L152 229H154V228H150ZM159 229V228H158ZM181 229V230H182ZM188 229V228H187ZM31 230V229H30ZM148 230V229H147ZM207 230V229H206ZM215 230V229H214ZM218 230V229H217ZM117 231V230H116ZM116 231H115V233H116ZM198 231V230H197ZM216 231V230H215ZM228 231V230H227ZM226 231V232H227ZM91 232V231H90ZM95 232V231H94ZM129 232V231H128ZM204 232V231H203ZM221 232V231H220ZM23 233V232H22ZM127 233V232H126ZM148 233V232H147ZM207 233V232H206ZM217 233V232H216ZM222 233V232H221ZM85 234V233H84ZM121 235H122V233H120ZM196 234V233H195ZM199 234V233H198ZM204 234V233H203ZM207 234H209V231H208V233ZM213 234V233H212ZM224 234V233H223ZM222 234V235H223ZM82 235V234H81ZM205 235V234H204ZM221 235V234H220ZM90 236V235H89ZM93 236V235H92ZM115 236V235H114ZM147 236V235H146ZM209 236H211V235H209ZM208 236V237H209ZM213 236V235H212ZM211 236V237H212ZM217 236H219V235H217ZM122 237H123V235H122ZM262 237V239H261V241H260V239L259 238H261ZM83 238V237H82ZM90 238L91 237H87V239H86V241L85 242H83V244L81 245H77L76 243V246H77V248L81 251V250H84L85 251V253L87 252L88 253V251L89 252H91L92 251V249L90 248V245H89V240H90ZM117 239H119V238H117ZM142 239V238H141ZM201 239H200V241H201ZM208 239H210V237L208 238ZM259 239V240H258ZM83 240V239H82ZM93 240V239H92ZM222 240V241H221ZM81 241V240H80ZM108 241H110V242H108ZM146 241V240H145ZM146 241V242H147ZM92 242V241H91ZM90 242V243H91ZM130 242V243H129ZM190 242V241H189ZM259 242L261 243L260 245H259ZM53 243V242H52ZM94 243V242H93ZM202 243H203V241H202ZM214 243V242H213ZM258 243V245H257V247L255 246L256 244ZM51 244V243H50ZM147 244V245H148ZM93 245V244H92ZM91 245V246H92ZM106 245V244H105ZM51 246V245H50ZM49 246V247H50ZM198 246L199 247H201L204 251L202 252L199 248H198ZM209 246H210V244H209ZM218 246H219V244H218ZM106 247H107V245H106ZM142 247V246H141ZM158 247V246H157ZM176 247V248H177ZM161 249H163L162 247H160ZM159 248V249H160ZM178 248V249H179ZM256 248V249H255ZM259 248L261 249V251H258L259 250ZM262 248H264V247H262ZM106 249V248H105ZM104 249V250H105ZM108 249V248H107ZM110 249V248H109ZM158 249V248H157ZM168 249V248H167ZM171 249V248H170ZM170 249H168V251L170 250ZM164 251V250H163ZM227 251V252H226ZM96 252V251H95ZM94 252V253H95ZM158 252V251H157ZM35 253V252H34ZM83 254L82 253V255H80V253H79V255L77 254V253H75V254H73L72 255V259L74 260V261H72L71 262V264H77V262H78V264H104L105 263V261L102 259V256H104V255H102L101 256V254L99 255V257L101 258V259H98L97 257V255L95 254H93V253H88V254ZM160 253H161V251H160ZM165 253V252H164ZM185 253V252H184ZM36 254V256H37V253H35ZM163 254V253H162ZM56 254H54L53 256H55ZM39 256V255H38ZM37 256V257H38ZM52 256V255H51ZM52 256V257H53ZM97 256V257H96ZM108 257H109V255H107ZM37 257H36V259L34 260V262L37 260ZM44 257V256H43ZM173 257V256H172ZM171 257V258H172ZM190 257V256H189ZM34 258V257H33ZM177 258V257H176ZM108 259H110L111 261V263L112 264H116V263H113V261H112V258H108ZM108 259H105L106 261L108 260ZM180 259V258H179ZM39 260V259H38ZM38 260L36 261L37 263H32V264H40L39 262H38ZM41 260V259H40ZM118 261V260H117ZM178 261V260H177ZM223 261V260H222ZM73 262H75V263H73ZM109 262V261H108ZM108 262H107V264H108ZM109 262V263H110ZM115 262V261H114ZM180 262V261H179ZM224 262H225V260H224ZM239 262V264H241L240 263V260L238 261ZM50 263V262H49ZM48 263V264H49ZM110 263V264H111ZM119 263V264H120ZM123 263V262H122ZM121 263V264H122ZM125 263V262H124ZM208 263H209V261H208Z\"/></svg>",
    "mask_w": 264,
    "mask_h": 264
},
{
    "label": "snow or ice",
    "instance_id": "6c2138e0",
    "mask_svg": "<svg viewBox=\"0 0 264 264\" xmlns=\"http://www.w3.org/2000/svg\"><path fill=\"white\" fill-rule=\"evenodd\" d=\"M261 195L264 196V192H262ZM259 207L264 208V201L261 202Z\"/></svg>",
    "mask_w": 264,
    "mask_h": 264
}]
</instances>
